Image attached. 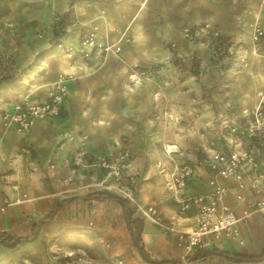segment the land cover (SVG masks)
Returning a JSON list of instances; mask_svg holds the SVG:
<instances>
[{
    "label": "crops",
    "instance_id": "1",
    "mask_svg": "<svg viewBox=\"0 0 264 264\" xmlns=\"http://www.w3.org/2000/svg\"><path fill=\"white\" fill-rule=\"evenodd\" d=\"M73 1L77 23L70 28L63 45L77 46L83 31L91 26L98 29L104 42L116 44L124 36L132 42L123 43L119 54L89 60L80 57L71 60L63 54L64 47L58 48L33 66L29 80L0 91L2 115L7 110L12 113L16 104L26 99L44 102L59 77L73 78L59 117H40L26 131L7 128L0 118V235L27 237L38 222L63 204L39 229L37 240L53 238L70 227L90 228L91 223L111 243L113 258L125 257L129 264L130 258L138 264H149L133 246L119 202L66 201L103 191L97 186L105 176L99 164L113 163L121 153L130 151L129 173L137 175L138 198L157 206L167 219L177 220L180 230L195 228L196 213L181 215L177 193L167 187L166 177L178 166L197 167L186 194H206L219 185L226 186L229 192L225 204L241 213L247 202H240L237 196L242 193L251 201L253 174H247L248 186L240 190L235 181L214 177L207 166H198L196 153L207 154L209 158L225 147L253 151L262 171L264 155L256 149L257 145L250 146L247 138L224 134L229 123L234 126L238 123L239 115L220 112L215 116L214 104L203 99L197 78L183 73L176 63H192L194 53L203 49V40L192 43L182 36L185 26L213 20L229 39L243 42L240 36L251 32L253 23L260 21L264 25V8L259 7L260 0ZM20 3L21 0H0V19L19 17L17 4ZM71 4L72 0H57L61 10L56 9L57 14H64ZM49 7L44 10L46 14L38 22L39 27L48 26L53 14ZM3 33L0 29L1 36ZM7 34L13 42L35 40L33 48L27 47L28 44L18 46L32 49L34 54L48 49L52 39L49 37L41 43L30 37L29 31ZM2 42L5 40L0 39ZM172 43L177 44V49H172ZM262 48L264 54V44ZM253 55L250 56L255 64L253 74L241 81L244 87L238 88L236 101L240 106L253 105L257 95L264 91V57ZM148 67H153L157 75L142 77L138 84L132 85L131 76L136 69ZM247 82L249 86L245 85ZM224 114L229 117L225 119L229 123L221 119ZM243 125L240 122L239 127ZM170 147L173 152L168 154ZM79 150L87 152L86 169L74 170L73 155ZM241 232L243 244L226 237L209 236L206 237L209 246L187 252L179 246L175 235L144 221L142 239L146 252L155 260H182L181 264H264V261L236 263L219 256L186 261L187 256L209 249L260 255L264 250V213L242 225Z\"/></svg>",
    "mask_w": 264,
    "mask_h": 264
},
{
    "label": "rangeland",
    "instance_id": "2",
    "mask_svg": "<svg viewBox=\"0 0 264 264\" xmlns=\"http://www.w3.org/2000/svg\"><path fill=\"white\" fill-rule=\"evenodd\" d=\"M46 2V0L38 2L35 0H21V3L17 4L19 17L15 16L17 18L10 20L0 19V29L5 32L3 36L0 35V39L5 40V42L0 44V91H3L5 88L7 90L13 88L19 81L25 82V80H29L28 78L31 75L33 66L37 63H42L47 54H51L50 52L61 48L60 46L64 44L63 40L68 36L70 28L76 25L77 19L74 1L72 0V4L67 10H73V12L70 14L67 22L66 35L59 39V46L53 51H50L56 41L55 34L58 29V24L67 11L64 14H57L58 12L56 9L61 11L60 8H58L57 0ZM258 4L261 9L264 8V0H260ZM46 7L52 8L53 14L47 22L49 23L48 26L46 25L47 28L46 26L39 27L38 22L40 20L43 21L44 18L41 17H44L46 14L44 12ZM12 16L13 14L11 18ZM257 26L264 28V25L260 21H256L251 25V32L245 36H240L244 41H239L238 43L236 41L238 38L236 40L229 39L223 34L222 30L216 26L213 20L185 26L182 30V36L192 43H198L200 40H203V45L201 47L205 52L203 49L195 52L191 59L192 63L182 62L176 64L182 69L183 73L193 75L197 78L202 88L203 99H208L214 104L213 114L215 116L220 112H227L230 115H239V120H237L238 123L236 122L237 124L234 126L230 125L229 120H225L226 118L229 119V117L224 114L225 116L221 119L224 120L225 123H229L228 127L226 126L227 128H225L226 131L223 128L224 134L228 137L231 135L245 137L250 143V146L257 145L256 149H259L261 141L259 143L250 138L245 132L248 122H251L252 119V116H245V111L249 110L254 112L260 105L264 107V96L259 93V95H257L258 100L255 101L253 105L248 104L240 106L236 101L239 91L238 88L240 86L244 87L241 81H246L245 78L248 79L247 77L253 74L255 64L250 61V56L253 54H261L264 57V54L261 52L263 50L264 39L255 41L253 38L254 29ZM94 27L91 26L86 28ZM19 31H29L31 34L30 37L36 38V40L41 43L47 42V38L49 37L52 38L48 43V49L34 54L31 48L32 52L29 51V49L18 48V46L25 44H28L26 45L27 47H32L35 42V40L30 42V39L23 41L15 40V42L8 40L9 36L7 32L11 34L15 33L16 35ZM189 32L192 36H187ZM51 34H53V36H51ZM63 47L65 48L67 46L63 45ZM171 47L175 50L177 49V44L172 43ZM63 54L67 56L65 51H63ZM21 57H23L22 60H19ZM22 64L25 66H21ZM135 72L133 76H138L140 78L157 75V71L154 70L153 67H148L143 70L136 69ZM133 76H131V82ZM131 84L134 85L133 83ZM245 85L249 86L248 82ZM261 92L264 93V91ZM10 114L11 112L8 110L3 111L0 118L7 128H14L6 118V116ZM241 114L243 116H241ZM240 122L245 125L239 127ZM235 128L238 129L237 132L234 131ZM227 149L228 147L223 148V150ZM203 154L196 153L195 157L198 159V166H206L208 156H206L207 154ZM86 164L87 162L79 167L73 164V168L74 170L80 168L86 169ZM181 167L182 166H178L175 172L169 177H166L167 187L174 192L175 190L172 188L171 179ZM97 186L102 188L103 191L119 195L103 186L102 181ZM132 208L135 210L134 217L138 218L140 216L138 211L134 207ZM88 225L90 228L70 227L53 238L49 237V239L47 236L46 238H40L34 241L32 245L25 244L15 248L0 245V264H129L125 257L113 258L111 243L104 238V235L96 230L93 224L90 223ZM9 245L12 244L10 243ZM130 259L131 264H138L137 260Z\"/></svg>",
    "mask_w": 264,
    "mask_h": 264
},
{
    "label": "built area",
    "instance_id": "3",
    "mask_svg": "<svg viewBox=\"0 0 264 264\" xmlns=\"http://www.w3.org/2000/svg\"><path fill=\"white\" fill-rule=\"evenodd\" d=\"M187 36L192 35L189 32ZM253 38L255 41L264 39V28L257 26L254 29ZM130 42H132L130 37H122L118 43L110 44L99 37L97 28H87L83 31L79 44L65 47V52L71 60H77V57L89 60L94 57H106L110 53L119 54L122 51L123 43ZM60 47H63V45ZM72 80L71 75L59 77L44 102L33 103L24 100L18 103L15 110L6 116L9 123L20 131H26L40 117H59L68 98L69 84ZM139 82L140 77H132L134 85ZM260 95L264 96V93L261 92ZM245 116H252L245 132L250 138L259 143L261 141L259 150L264 155V107L260 105L254 112L246 110ZM234 131L237 132L238 129L235 128ZM86 139H88L87 136H85ZM167 152L171 154L173 151L168 148ZM86 162L87 152L85 150L74 153V165L79 167ZM131 162V152L124 151L117 161L100 163L99 166L105 170L102 185L126 199L131 207L138 211L143 220L153 223L162 231L175 235L178 238L179 246L187 252L194 249L201 250L209 246L206 240V237L209 236L216 239L226 237L243 244L244 241L241 238L242 225L248 224L252 219L258 218L264 213V171H262L256 152L242 151L235 147L227 150H217L208 158L206 163L207 168L214 173V177L233 180L238 184L240 190L248 186L246 185L247 174H253L254 183L251 187L253 193L251 201H248L242 193L237 196L240 202H247L241 213L225 204L224 200L229 192L226 186L216 185L217 187L213 191L206 194L195 196L186 194L185 191L188 188L189 181L197 172L195 165H183L173 175L171 184L181 205L180 214L191 211L196 213L195 228L186 232L178 228L177 220L167 219L157 206L145 204L138 198L135 186L137 175L129 173V168L132 166Z\"/></svg>",
    "mask_w": 264,
    "mask_h": 264
},
{
    "label": "trees",
    "instance_id": "4",
    "mask_svg": "<svg viewBox=\"0 0 264 264\" xmlns=\"http://www.w3.org/2000/svg\"><path fill=\"white\" fill-rule=\"evenodd\" d=\"M73 12V10L67 11L62 20L58 24V29L55 34L56 41L53 44L52 48L50 51H53L56 47L59 46V39L63 36L66 35V28H67V22L69 19L70 14ZM77 199H85V200H115L121 204L124 210V215L127 223V227L129 229L132 241H133V246L135 249L140 253L142 256L143 260L149 264H181L183 263L182 260H155L152 259L148 253L145 250L144 244H143V239H142V233L144 229V221L139 218L134 217L135 210L131 207L129 202L124 199L123 197L112 193L108 191H97L91 194H88L83 197H74L72 199L67 200L66 202H71ZM60 204L58 205L57 209H55L51 214L46 216L43 220L38 222L34 228L32 233L27 236V237H12L7 234H2L0 235V245L10 247V248H15L20 245H25L29 244L31 242H34L37 240L38 237V231L41 227L45 226L49 220L53 217L54 212L58 210V208L61 207ZM12 245H9V244ZM211 256H219L228 259L229 261L236 262V263H242V262H262L264 261V250L260 255L253 256V255H246V254H235V253H230L227 251L219 250V249H209L207 251H200L196 253L195 255H189L186 257L187 262H195L201 259H206Z\"/></svg>",
    "mask_w": 264,
    "mask_h": 264
},
{
    "label": "bare ground",
    "instance_id": "5",
    "mask_svg": "<svg viewBox=\"0 0 264 264\" xmlns=\"http://www.w3.org/2000/svg\"><path fill=\"white\" fill-rule=\"evenodd\" d=\"M170 149L172 150V147H170Z\"/></svg>",
    "mask_w": 264,
    "mask_h": 264
}]
</instances>
